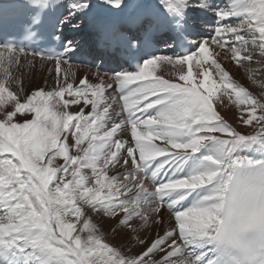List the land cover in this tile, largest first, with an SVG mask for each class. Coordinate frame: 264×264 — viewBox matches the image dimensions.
Returning <instances> with one entry per match:
<instances>
[{"label":"snow or ice","instance_id":"obj_1","mask_svg":"<svg viewBox=\"0 0 264 264\" xmlns=\"http://www.w3.org/2000/svg\"><path fill=\"white\" fill-rule=\"evenodd\" d=\"M55 2L64 6L63 0ZM102 3L126 6L125 0ZM46 5L52 6L50 0L0 5V35L21 29L30 43L47 41ZM67 6L72 11L61 25L94 7L92 0H69ZM210 13L217 17L213 35L194 42L195 51L150 55L135 70L97 67L79 80L72 71L78 65L67 59L80 47L74 37L64 36L62 51L52 53L0 43V65H8L0 78L6 89L0 100V250L7 255L0 264H150L156 256V264H264V95L234 80L223 63L243 67L258 55L264 64V0H230L224 8L213 0H157L154 8L125 17L119 39L113 38L114 26L98 24L96 43L122 56L154 49L161 37L182 47L204 33ZM232 17L240 19L227 22ZM205 50L212 57L206 67ZM21 57L29 64L37 57L42 66L52 62L56 86L29 95L23 81L10 76ZM194 57L198 75L211 69L226 82L225 94L244 106L241 120L251 131L233 127L213 108L212 95L193 86ZM158 61L173 67L175 80L167 67L149 79ZM85 138L87 146L81 147ZM157 138L163 146L152 143ZM225 181L239 190L245 227L256 230L239 256L215 219ZM66 197L74 201L68 211L79 214L68 217L71 237L61 231L62 209L56 207ZM93 213L115 220L112 231L126 230L139 250L129 255L99 234ZM153 224L161 231L154 239L141 238L140 230ZM83 232L90 234L82 241Z\"/></svg>","mask_w":264,"mask_h":264},{"label":"bare ground","instance_id":"obj_2","mask_svg":"<svg viewBox=\"0 0 264 264\" xmlns=\"http://www.w3.org/2000/svg\"><path fill=\"white\" fill-rule=\"evenodd\" d=\"M156 3H157V0H125L126 6H122L121 8H115L114 13L119 12L118 14H116L117 19H118V18H121L122 14H124L126 17L127 15L131 13L139 12L147 8H153L155 7ZM229 3H230V0H213L214 6L218 8H224L226 5H229ZM92 5H94V7H92L91 10L87 14H84V18H85L84 24H81L77 26L76 28H73L72 23H75V24L77 23V19L73 17H72L71 23H68L69 24L68 27L71 26V28L76 29L77 31L80 32L78 35L79 37H77V40H79L80 44L84 46L88 44L89 42H91L93 38L95 37L97 24L106 23V19L101 18V15L104 13L106 14L109 11L114 9V7H112L111 4L102 3V0H92ZM239 19L240 17H232L227 22L235 23ZM216 20H217V17H216ZM205 31L207 34L206 36L200 35L198 38L192 40L193 41L192 48L194 47V42H198L202 39H208L211 37L210 34H212V29L210 27H207ZM227 43L230 44L232 43V41L229 39ZM92 51H93L94 56H96L100 52V51H95L93 49ZM210 51L211 50H205L202 53V61L205 62V67L207 66L208 63L211 62V59H212ZM163 55H166V54H163ZM253 60L257 62H254L251 64L246 63L243 67L236 65L235 62L231 60H224L223 63L230 70V73L234 80H236L240 84H243L245 87L249 89V91L253 92L255 95L261 96L263 95L264 91L260 90V84L264 80H262V78L259 79L258 77L264 74V72L259 71V70L264 69V65L258 62L260 60V57L258 55L254 56ZM71 64L74 66L78 65V67L72 68V71L76 73L77 80H79L85 72L97 71L96 69H94L93 67L89 65L74 64V63H71ZM190 64H191L192 73H193L191 83L193 84L194 87H197L198 85L201 88V91L204 92V94H207L209 92L212 95L213 108L216 111H218L222 116H224L225 119L228 120V122L233 125V127L238 128V130L242 132L251 131V128L243 124L241 120V114L244 112V106L238 107L237 104L234 103L235 97L233 96L232 99H229L228 96L225 94V89L227 87L226 82H222L219 79L218 74L212 71L211 69H209L207 72H201V74L198 75L197 69L199 65V58L194 57L193 60L190 62ZM165 67L168 68V72L173 75V78L175 80L177 74L175 73V70L173 69V67L172 66H162L159 61L157 62V65L155 67L154 75L149 78L152 79L160 75V73L164 71ZM188 67H189V64L185 63L184 65L185 74H187ZM7 68H8L7 63H5L4 65H0V78L4 76V71ZM53 69H54V64L50 61L46 62L42 66L39 58H36L35 60H31V63L29 64L25 62L24 57H21L20 65L18 66L13 65L12 68L10 69V76L19 77L23 81L25 91L30 95L32 91L36 90V88H44L45 90H51L53 87L56 86V81H55L56 73L53 71ZM248 69H253L254 74L252 72H249ZM66 70H67V65L62 64L61 69H60L61 74L65 73ZM204 77H205V81H204ZM164 78L167 79L168 76L165 75ZM176 82L188 83V82H183V81H176ZM221 90H224V94L221 93ZM5 95H6V89L0 86V100H2ZM75 107L76 106H73V108H70L69 111H73ZM87 111L88 109H85L86 113ZM89 134L92 135L91 132ZM85 142L88 143V139H86ZM152 143L163 146V142L161 138L154 139ZM244 154L252 156V157H256V158H261L259 152L245 151ZM49 171L51 170L49 169ZM85 171L88 172L89 170L85 169ZM121 171H123V169H121ZM67 199H68L67 202L69 203L68 205L69 206H71V204L73 205L74 201L69 198ZM56 207L58 208V206ZM66 212L64 214V212L62 211L61 214L59 215L64 220V223L67 227L73 228V225H71V223L69 222L68 217L74 214L68 215ZM100 217L101 218L99 220L96 218V216H93V219L99 223V226L101 228V233L99 234H103V232H108L107 236L105 237L108 239V241L114 243L116 247L120 248V239H121L120 237L123 235L124 232H113L112 228L115 227L116 221L115 220L109 221L107 217H102V216ZM160 231H161L160 227L153 224V225H150L146 229H141L139 232V235L141 238L145 240H150V239H154L156 233ZM89 234H90L89 232H83L81 234L82 241L84 239L86 240ZM72 235L68 234L69 237H71ZM133 244H134L133 248H130V249H133V251L130 254H133V253L135 254L139 250V247H140L136 242H133ZM121 250L126 251L129 249L123 248ZM155 259H159V256L154 257V259L150 261V264H156Z\"/></svg>","mask_w":264,"mask_h":264},{"label":"clouds","instance_id":"obj_3","mask_svg":"<svg viewBox=\"0 0 264 264\" xmlns=\"http://www.w3.org/2000/svg\"><path fill=\"white\" fill-rule=\"evenodd\" d=\"M220 200L215 219L224 234V242L233 247L235 255L239 256L241 247L254 238L256 230L245 227L242 215L243 203L238 188L231 181L224 182Z\"/></svg>","mask_w":264,"mask_h":264},{"label":"rangeland","instance_id":"obj_4","mask_svg":"<svg viewBox=\"0 0 264 264\" xmlns=\"http://www.w3.org/2000/svg\"><path fill=\"white\" fill-rule=\"evenodd\" d=\"M210 36H212V34H210ZM264 65V64H263ZM260 72H264V69H262V70H259ZM264 74L263 75H261L260 77H258L259 79L260 78H262V80H264ZM264 82V81H263ZM263 82H261V84L263 83ZM260 84V85H261ZM260 90L261 91H264V88H262L261 86H260ZM263 95H264V93H263ZM75 122V120L73 121V123ZM91 134H89V138L91 137L90 136ZM86 141V139L84 140V142H83V144L81 145V147H86L87 146V143L85 142ZM113 174H115L114 172H109L108 173V175L109 176H111V175H113ZM105 192H106V189H105ZM105 192H100V193H98V196H103L104 194H105ZM64 201H66V202H64ZM68 201V199H67V197L62 201V203L59 205H56V206H58V208H60V209H62V211L64 212V214H65V212H66V210H67V214L69 215V214H74V215H72V216H78L79 214L78 213H72V212H70V211H68V209H69V203L67 202ZM73 204H74V202H73ZM72 205V204H71ZM61 211V212H62ZM61 212L59 213V214H61ZM93 216H96V218L97 219H99L100 220V216L101 215H98V214H95V213H93L92 214ZM66 220V219H65ZM72 225V224H71ZM72 229L73 228H71V227H67L66 225H65V223H63V227H62V229H61V231H63L64 232V234L65 235H67L68 236V234L69 235H72V233H73V231H72ZM126 231V230H125ZM71 233V234H70ZM73 234H75V233H73ZM107 234H108V232H103V234L102 235H104V236H107ZM69 237V236H68ZM121 239H120V248L121 249H123V248H128L129 250H124V252H126L127 254H130L132 251H133V249H130V248H133V246H134V244H133V242H135L134 240H131V242H130V237H128L127 236V233L126 232H124L123 233V235L120 237ZM130 255H134V253L133 254H130ZM25 263H30L28 260H26L25 261Z\"/></svg>","mask_w":264,"mask_h":264}]
</instances>
